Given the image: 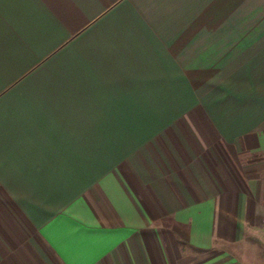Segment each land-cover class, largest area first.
<instances>
[{
  "label": "crops",
  "instance_id": "crops-1",
  "mask_svg": "<svg viewBox=\"0 0 264 264\" xmlns=\"http://www.w3.org/2000/svg\"><path fill=\"white\" fill-rule=\"evenodd\" d=\"M264 0H0V264H264Z\"/></svg>",
  "mask_w": 264,
  "mask_h": 264
},
{
  "label": "built area",
  "instance_id": "built-area-1",
  "mask_svg": "<svg viewBox=\"0 0 264 264\" xmlns=\"http://www.w3.org/2000/svg\"><path fill=\"white\" fill-rule=\"evenodd\" d=\"M262 226H263V228H264V219L262 220Z\"/></svg>",
  "mask_w": 264,
  "mask_h": 264
}]
</instances>
